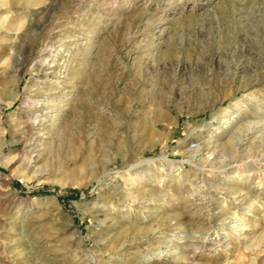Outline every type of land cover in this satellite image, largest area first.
<instances>
[{
  "label": "rangeland",
  "instance_id": "obj_1",
  "mask_svg": "<svg viewBox=\"0 0 264 264\" xmlns=\"http://www.w3.org/2000/svg\"><path fill=\"white\" fill-rule=\"evenodd\" d=\"M0 264H264V0H0Z\"/></svg>",
  "mask_w": 264,
  "mask_h": 264
},
{
  "label": "bare ground",
  "instance_id": "obj_2",
  "mask_svg": "<svg viewBox=\"0 0 264 264\" xmlns=\"http://www.w3.org/2000/svg\"><path fill=\"white\" fill-rule=\"evenodd\" d=\"M2 92H4V90H3V89H2ZM8 97H9V98H11V97H12V95H9Z\"/></svg>",
  "mask_w": 264,
  "mask_h": 264
}]
</instances>
